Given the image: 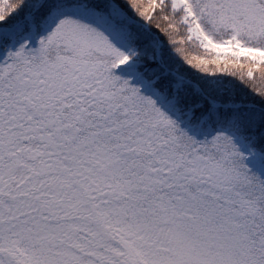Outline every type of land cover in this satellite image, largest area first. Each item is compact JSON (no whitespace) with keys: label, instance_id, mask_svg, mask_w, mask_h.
<instances>
[{"label":"snow or ice","instance_id":"6c2138e0","mask_svg":"<svg viewBox=\"0 0 264 264\" xmlns=\"http://www.w3.org/2000/svg\"><path fill=\"white\" fill-rule=\"evenodd\" d=\"M0 264H264V0H0Z\"/></svg>","mask_w":264,"mask_h":264}]
</instances>
